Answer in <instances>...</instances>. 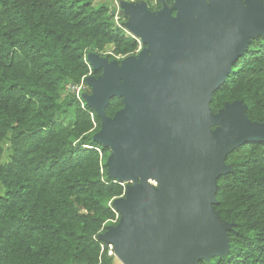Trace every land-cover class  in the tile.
I'll use <instances>...</instances> for the list:
<instances>
[{"label": "trees", "instance_id": "obj_1", "mask_svg": "<svg viewBox=\"0 0 264 264\" xmlns=\"http://www.w3.org/2000/svg\"><path fill=\"white\" fill-rule=\"evenodd\" d=\"M145 2L157 11L174 0ZM112 9L95 0H0V264H113L99 234L116 223L112 201L127 183L109 176L110 148L93 138L102 118L86 104L90 86L74 88L102 73L89 52L112 61L137 49ZM234 101L264 123V33L245 43L211 93V113ZM122 107L112 96L104 115ZM224 162L231 170L217 177L213 206L231 224L229 251L198 264H264V141L235 147Z\"/></svg>", "mask_w": 264, "mask_h": 264}, {"label": "water", "instance_id": "obj_2", "mask_svg": "<svg viewBox=\"0 0 264 264\" xmlns=\"http://www.w3.org/2000/svg\"><path fill=\"white\" fill-rule=\"evenodd\" d=\"M205 1L174 0L151 11L145 1L122 0L125 25L143 47L120 60L87 54L92 70H102L85 79L86 104L102 118L93 138L110 148L109 176L127 183L112 201L118 221L99 238L125 264H198L227 254L231 224L214 209L216 179L231 170L224 162L229 151L264 141V123L251 122L241 101L215 114L209 107L245 43L264 33V4ZM112 96H121L123 107L106 117Z\"/></svg>", "mask_w": 264, "mask_h": 264}, {"label": "rangeland", "instance_id": "obj_3", "mask_svg": "<svg viewBox=\"0 0 264 264\" xmlns=\"http://www.w3.org/2000/svg\"><path fill=\"white\" fill-rule=\"evenodd\" d=\"M113 1H115V0H95V2H105V3H107L108 5H109V7H111V9L113 8ZM121 1L122 0H118L117 2H118V4L120 5V11H119V14L121 13V22L124 24V26L126 27V22H127V20H128V18H129V15L128 14H126L125 12H124V9L122 8V6H121ZM125 1H128V0H125ZM142 1H145V0H140V1H138V0H133V2H135V3H140V2H142ZM152 1H155V0H152ZM206 3H209V1L208 0H206L205 1ZM202 5H206V4H201V6ZM244 5H246V3H244ZM257 5H258V7L260 8V6H259V4L257 3ZM113 13V12H112ZM124 15H126L127 16V18L124 20V18H123V16ZM193 18L195 19V20H197L199 23L201 22L199 19H198V12L195 10V13L193 14ZM120 22V23H121ZM200 25H201V23H200ZM126 29H127V27H126ZM128 30V29H127ZM205 26H204V24L203 25H201L200 26V28H198L197 29V31H196V33L198 34V36L199 37H201V38H203L204 36H205ZM129 31V30H128ZM130 32V31H129ZM130 34L131 35H133V36H136V35H134L133 33H131L130 32ZM129 35V34H128ZM130 35V36H131ZM136 37H138V36H136ZM143 47V46H142ZM131 54H133V53H131ZM101 55V54H100ZM102 56H104V55H102ZM126 55H124V57H125ZM123 57V58H124ZM88 61V60H87ZM91 66V65H90ZM92 68V67H91ZM181 162H186V163H188L189 164V162L186 160V159H183V160H181ZM132 179H130L129 181H131ZM148 184L149 185H151V186H156L155 184H156V179H150L149 180V182H148ZM118 221V220H117ZM116 221V222H117ZM102 233V232H101ZM111 246V245H110ZM111 249H112V254L114 255V261H113V264H125L123 261H122V259L121 258H119L116 254H115V252H114V250H113V248H112V246H111Z\"/></svg>", "mask_w": 264, "mask_h": 264}, {"label": "built area", "instance_id": "obj_4", "mask_svg": "<svg viewBox=\"0 0 264 264\" xmlns=\"http://www.w3.org/2000/svg\"><path fill=\"white\" fill-rule=\"evenodd\" d=\"M117 1L118 0L113 1V9H112V12H113L112 16H113V20L115 22V25H116V27H118L121 30H123L127 35L128 34L131 35L130 32L124 26V24L121 22V13L119 14L120 5L118 4ZM128 1H133V0H128ZM131 37H133L138 43L137 49L133 53V54H137L139 52V50L142 48L143 44H142V42H141L139 37H136V36H133V35H131ZM108 53H111V52L108 51ZM114 56H115V59H122L124 57V55L123 56L114 55ZM88 75H90V73ZM87 76L83 77L81 79L80 83L77 86H74L77 95L79 94V89H81V87H83L84 82L86 81L85 79H86ZM124 193H125V189H124V192H123V194L121 196H123ZM113 210L115 211V214H116V218L113 220L115 222V221H117V219L119 217V213H118V211L115 208H113Z\"/></svg>", "mask_w": 264, "mask_h": 264}, {"label": "bare ground", "instance_id": "obj_5", "mask_svg": "<svg viewBox=\"0 0 264 264\" xmlns=\"http://www.w3.org/2000/svg\"><path fill=\"white\" fill-rule=\"evenodd\" d=\"M137 176H139V177H144L146 182H149V180H150V178H149L150 175H147V176H141L140 174H137ZM146 178H147V179H146ZM148 178H149V179H148ZM155 179H156V178H155ZM157 183H159V180H158V179H156V184H157Z\"/></svg>", "mask_w": 264, "mask_h": 264}, {"label": "clouds", "instance_id": "obj_6", "mask_svg": "<svg viewBox=\"0 0 264 264\" xmlns=\"http://www.w3.org/2000/svg\"><path fill=\"white\" fill-rule=\"evenodd\" d=\"M125 189H126V187H125ZM121 197V196H120ZM115 208V207H114ZM119 213V212H118ZM119 218V217H118ZM118 220V219H117Z\"/></svg>", "mask_w": 264, "mask_h": 264}]
</instances>
